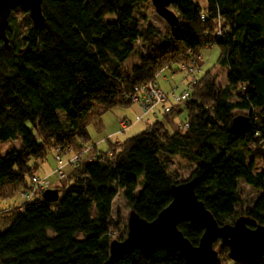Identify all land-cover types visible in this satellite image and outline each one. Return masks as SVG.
Here are the masks:
<instances>
[{"label": "trees", "instance_id": "16d2710c", "mask_svg": "<svg viewBox=\"0 0 264 264\" xmlns=\"http://www.w3.org/2000/svg\"><path fill=\"white\" fill-rule=\"evenodd\" d=\"M147 1L43 0L46 20L36 28L26 9H16L26 14L23 24L12 12L10 48L0 51V198L6 186L28 189L49 149L82 154L95 118L134 105L129 97L136 87L173 64L189 63V53L219 47L228 83L221 87L209 71L165 120L112 143L109 152L96 146L93 159L81 158L66 183L48 189L59 192L58 200H48L45 190L30 202L0 208V217L13 216L0 229V264H185L181 253L165 246L111 257L112 242L128 236L117 231L123 224L113 215L117 196L154 221L173 201V186L186 182L169 170L168 158L178 155L196 165L188 181L197 182V196L220 225L240 218L235 207L244 180L261 190L245 212L249 226H264V166L256 170L257 161L264 165V0H174L179 23L155 43L160 32L136 17ZM220 27L225 32L218 38ZM138 41L145 52L135 49ZM133 56L138 62L129 67ZM237 109L251 111L252 127L243 134L233 128ZM185 112V122L177 124ZM17 141L3 154L5 143ZM178 227L199 244L203 228L188 221ZM254 264H264V255Z\"/></svg>", "mask_w": 264, "mask_h": 264}, {"label": "water", "instance_id": "95a60500", "mask_svg": "<svg viewBox=\"0 0 264 264\" xmlns=\"http://www.w3.org/2000/svg\"><path fill=\"white\" fill-rule=\"evenodd\" d=\"M159 16L170 27L179 23V17L171 8L174 0H150ZM19 7L28 11L34 27L45 23L43 0H0V51L2 45L10 48L8 28L13 11ZM252 127L249 116L239 115L233 119V128L243 134ZM195 180L174 185L173 201L154 221H147L132 211L128 219V236L124 241L111 244V257L118 259L136 250L150 253L156 246H165L182 254L185 264H223L214 244L228 249V257L235 263L254 264L264 255V226H249L250 219L238 218L233 224L220 225L203 201L196 194ZM45 197L56 201L57 190H47ZM182 221L193 227H201L204 234L197 246L184 236L179 229Z\"/></svg>", "mask_w": 264, "mask_h": 264}, {"label": "rangeland", "instance_id": "374dc122", "mask_svg": "<svg viewBox=\"0 0 264 264\" xmlns=\"http://www.w3.org/2000/svg\"><path fill=\"white\" fill-rule=\"evenodd\" d=\"M205 5V3H204ZM14 15L16 17V20L18 23L24 22L25 18V13L22 9L16 10L14 12ZM136 17L140 20L141 24L143 27H148L152 26L153 28H156L159 32L160 35L155 36L152 41L159 42L161 38H164L167 36L170 32V26L169 24L157 14L155 7L153 6L152 2L148 0L142 7L140 11H137ZM107 19L115 20L116 17L114 15H109ZM134 47L137 51L140 52H145L147 49V45L142 42L138 41L134 43ZM201 54L204 56V60L200 62L201 66V71L198 74V76L202 77L204 76L207 72L211 71L212 76L216 77L217 83L221 86L224 87L227 85V75H228V69L223 68L219 65V59L221 56V49L217 46L211 47V46H206L200 50ZM138 62V57L133 56L131 59L127 61V65L129 67L133 66L135 63ZM165 69L163 70L158 76H157V82L165 91H169L172 88H176L175 91L178 94H181L188 83V76L186 72H176L177 70H180V65L179 64H173L172 69L169 70ZM175 72V73H174ZM165 76H168V78L165 79ZM170 80V82H168ZM236 100V99H235ZM138 108L135 104L130 106V107H117L111 111L106 112L103 116H101L102 120L104 121V124L107 125L108 127L106 130L100 129L99 128V119L95 118L94 123L90 126V131L92 133V143H100V150L103 152H108V149H111V145L114 142H124L127 141L128 139L142 133L146 127L151 124V118L153 119L154 117L152 115L147 116L142 122L135 124L129 131L125 130L120 126L121 121H131L134 118V115L138 114ZM140 109V108H139ZM141 111V109H140ZM258 111V110H257ZM251 114V111L248 110H240L237 109L234 111V116H239V115H247L249 116ZM159 119L160 120H165V115L162 113H159ZM256 115V113H255ZM151 116V117H150ZM187 116V113L185 112L181 116H179L176 120V123L183 124L185 122V118ZM61 118L63 120L66 119L65 115L61 113ZM122 121V124H123ZM132 122V121H131ZM119 131L117 135H114L113 132ZM111 135V136H110ZM106 139L111 140V145L109 142L106 141ZM105 140L104 142H102ZM103 143V144H102ZM16 145L19 146V142H14V143H5L3 145V154H5V151L10 147V146ZM96 145H94V148ZM250 147H254V145H251ZM168 157L162 156V159L165 160ZM70 157L64 155V160L67 162L69 161ZM250 161V159H249ZM168 166L169 170L174 175L179 181H188L191 177L192 171L196 167V165L192 162L189 161L185 156L183 155H178L174 157H169L168 158ZM263 162L262 161H257L256 162V170H261L263 168ZM59 168L58 163L55 158V153L54 150H48L47 151V157L46 160L44 161L43 164H41V168L39 170V175L42 176H48L51 182L55 186L58 184L67 181V178L63 181H60L59 175L56 172V170ZM73 169L71 166H67L64 171L68 175L71 173ZM141 182L144 181V176L141 177L140 179ZM142 189V185H139V188L137 192L139 193L140 190ZM15 186H6L2 189V197L0 198V208H10L17 206L19 204H23L24 198L22 197L21 190L22 188H18V190ZM15 194L13 195V193ZM239 193L241 197V203L236 205V211L239 213V217H247L245 214L246 210L248 208H251L254 203L257 201L261 194V190L254 188L253 186L249 185L247 182L244 180H241L239 182ZM13 195V196H12ZM131 213V209L129 207V204L127 200L124 198L123 194L120 193L114 203V208H113V215L115 218L118 219V215H120L123 219V224L120 226L118 231V234H126L128 233V219ZM13 216L12 215H7L0 217V229H3L7 223L11 220ZM77 237L79 239H82L85 237L84 232L78 233ZM215 250L219 253V257L222 261L223 264H235L234 261L230 260L228 257V249L227 250H220V242L215 246Z\"/></svg>", "mask_w": 264, "mask_h": 264}, {"label": "built area", "instance_id": "2783aa9c", "mask_svg": "<svg viewBox=\"0 0 264 264\" xmlns=\"http://www.w3.org/2000/svg\"><path fill=\"white\" fill-rule=\"evenodd\" d=\"M223 32H225V28L220 27L217 31V37H222ZM189 57V63L180 65V71L186 72L188 76L187 86L181 94H178L175 91L176 88L165 91L158 84L157 79L135 88V92L129 97V100L141 109V120L149 115L157 116L159 113L167 115L171 112L174 105L188 99L193 86L196 84L199 78L198 74L201 71V66L199 63L204 60V56L201 54V52H191L189 53ZM123 126L126 128L128 123L123 121ZM184 126L187 128V125ZM115 143L119 144V142ZM92 149H94L93 144H89L83 150L82 154H76L72 151L63 153L60 148L55 149V158L59 166L56 172L59 175L60 181H63L67 178V174L64 171L67 166H71L73 170H76L80 166L81 158L90 156L89 159H93V154L91 155ZM68 153L71 154V157L69 161L66 162L64 160V155ZM52 186L53 183L48 176L34 174L31 178L29 188L22 191L21 193L22 197L24 198V203L30 202L36 195H39L41 192L52 188ZM19 209L23 210L24 207L21 206ZM112 235L115 237L117 234L114 232Z\"/></svg>", "mask_w": 264, "mask_h": 264}, {"label": "crops", "instance_id": "0c3cea01", "mask_svg": "<svg viewBox=\"0 0 264 264\" xmlns=\"http://www.w3.org/2000/svg\"><path fill=\"white\" fill-rule=\"evenodd\" d=\"M172 68H170L169 70H171ZM176 72H180L179 70H177ZM175 73V72H174ZM166 78H168V76H165V79ZM168 82H170V80H168ZM161 86V85H160ZM137 106V105H136ZM138 107V106H137ZM138 114H136V115H134V118H133V120H131V121H126L127 123H128V126L125 128L124 126H123V124H122V121H121V124H120V126L124 129V131L126 130H130L135 124H137V123H140V122H142L141 121V119H140V116H141V111H140V109L138 108ZM105 114V113H104ZM103 114V115H104ZM102 115V116H103ZM153 116V115H152ZM151 117V116H150ZM154 117V116H153ZM102 117H100L99 118V122H100V124H99V128L100 129H103V130H106V128L108 127L107 125H105L104 124V121L101 119ZM159 119V115H157V116H155L153 119L151 118V121H150V123H152V122H154L155 120H158ZM95 121V120H94ZM94 121L92 122V123H94ZM92 125V124H91ZM90 125V126H91ZM90 126H89V134H90V141H92V133H91V131H90ZM114 130V132H113V134L114 135H117L118 134V132L119 131H115L116 129H113ZM111 136V135H110ZM105 140H103L102 142H104ZM106 141L107 142H109L110 143V145H111V141L109 140V139H106ZM93 142V141H92ZM91 142V144H93V145H96L97 146V149H98V151L100 150V143H92ZM119 143H120V141H119ZM103 144V143H102ZM110 151V149H108V152ZM99 152H103V151H99ZM104 153V152H103ZM66 156H68V158L69 157H71V154L70 153H68V154H66Z\"/></svg>", "mask_w": 264, "mask_h": 264}]
</instances>
